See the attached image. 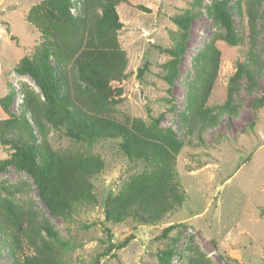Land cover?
<instances>
[{
	"label": "rangeland",
	"instance_id": "obj_1",
	"mask_svg": "<svg viewBox=\"0 0 264 264\" xmlns=\"http://www.w3.org/2000/svg\"><path fill=\"white\" fill-rule=\"evenodd\" d=\"M40 1L0 0V96L12 88L15 90L9 107L11 113L21 111L22 88L39 92L33 79L15 72L14 66L23 56H32L41 45L40 30L26 20L29 8ZM191 2L127 0L117 8L126 23L118 32V40L127 56V97L115 110L119 117L128 114L146 122L163 113L161 128L171 129L182 142L175 158L176 177L185 194L181 206L175 205L154 224H139L131 219L116 224L105 222V197L115 194L130 176L140 173L142 161L122 154L118 140L88 145L67 138L45 122H41L43 133L41 130L40 135L37 133L36 143H41L42 138L52 150L90 153L103 160V169L92 179L96 202L79 205L65 221L49 213L33 179L25 171L10 166L0 172V184L19 188L14 199L23 204L30 202L39 218H45L52 226L65 264H159L157 253L168 247L174 250L170 264H264V105L257 109L252 106V100L264 93V0H259L258 7V51L262 66L255 84L248 90L243 80L234 94L236 112L219 115L215 123L206 126L194 125L188 115L192 59L203 50L210 36L223 33L224 29L207 10L211 0H203L199 9ZM138 4L150 11L137 8ZM227 7L242 40L235 46L216 41L221 55L207 105L224 102L228 78L248 48L245 0H227ZM187 8L198 10V15L189 26L186 48L178 65L179 75L168 87L161 79L162 64L168 56L158 46L173 44L177 27L172 17ZM72 12L76 14L77 10L72 8ZM144 63L147 69L139 77L138 68ZM66 70L71 82L72 77L77 79L69 66ZM165 97L171 103L164 101ZM7 117L0 107V119ZM6 155L0 146V159ZM5 194L1 190L0 196ZM170 224L182 225L170 231V237L157 238ZM104 226L110 228L114 244L130 235L133 238L126 246L105 252ZM0 264H11L1 243Z\"/></svg>",
	"mask_w": 264,
	"mask_h": 264
},
{
	"label": "trees",
	"instance_id": "obj_2",
	"mask_svg": "<svg viewBox=\"0 0 264 264\" xmlns=\"http://www.w3.org/2000/svg\"><path fill=\"white\" fill-rule=\"evenodd\" d=\"M203 0H192L199 9ZM127 0H41L31 6L26 20L41 32L42 42L32 56H23L14 66L18 74H28L39 92L22 88L21 111L9 112L15 90L0 96V107L8 114L0 119V146L7 152L0 159V172L8 167L25 171L37 188L38 196L53 216L69 220L79 205L96 202L92 179L103 169L101 157L79 151H55L45 140L36 143L41 122L67 138L88 145L100 140H118V149L143 169L130 176L115 193L103 201V219L119 223L131 219L139 224H154L173 207L181 206L185 194L176 177L175 158L182 147L171 129H162L163 113L149 122L124 114L115 106L127 97V56L118 40L126 23L117 8ZM137 8L150 11L143 5ZM259 0H245L248 48L229 76L223 103L207 105L217 76L221 52L216 41L231 46L242 40L235 28L227 0H211L207 10L224 32L210 36L203 50L192 59L193 76L188 82V115L200 126L216 122L219 115L236 112L234 94L243 80L251 90L262 61L259 45ZM72 8L77 10L73 14ZM198 10L187 8L172 17L177 35L169 47L158 48L168 56L162 64L161 79L171 87L179 75V62L186 48L191 20ZM52 61V62H51ZM53 63V64H52ZM77 79L68 78L67 67ZM147 63L138 68L140 77ZM79 80V81H78ZM171 103L169 98H163ZM264 105V93L252 100L257 109ZM172 107V105L170 106ZM170 109V108H169ZM36 131H35V130ZM40 135V134H39ZM16 185L0 184V243L11 264H65L57 235L45 218L28 202L14 199ZM182 224L164 227L157 238H168ZM105 252L126 246L132 235L116 244L108 226ZM45 236H43V234ZM30 251V252H27ZM172 247L157 253L159 264H170ZM194 264V263H193ZM195 264H200L196 262Z\"/></svg>",
	"mask_w": 264,
	"mask_h": 264
}]
</instances>
